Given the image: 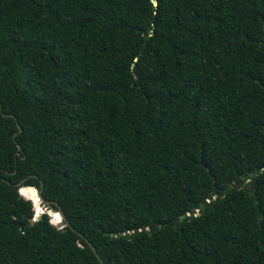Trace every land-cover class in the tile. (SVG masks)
I'll return each instance as SVG.
<instances>
[{
  "label": "trees",
  "instance_id": "1",
  "mask_svg": "<svg viewBox=\"0 0 264 264\" xmlns=\"http://www.w3.org/2000/svg\"><path fill=\"white\" fill-rule=\"evenodd\" d=\"M0 264H264V0H0Z\"/></svg>",
  "mask_w": 264,
  "mask_h": 264
},
{
  "label": "water",
  "instance_id": "2",
  "mask_svg": "<svg viewBox=\"0 0 264 264\" xmlns=\"http://www.w3.org/2000/svg\"><path fill=\"white\" fill-rule=\"evenodd\" d=\"M153 6L156 5V3L154 1H152ZM20 130L18 129V132ZM18 148V147H17ZM23 181H19L16 186H17V192L20 196L23 197L24 200H28L31 201V198L28 195V192L30 190L34 191L35 196L37 198V202H36V207L39 208L40 213H45V215L49 218V222L51 224H53L57 229H61L64 226H66V220L62 214V212L57 210L56 204H52L48 201H44L39 194V191L35 190L33 187L29 186V185H21ZM32 202V201H31ZM207 203V202H205ZM33 205V203H32ZM203 207V204L199 205V209H201ZM57 214L59 217V220L56 222L53 219V215ZM187 217H192V214H186ZM37 217V215H36ZM183 217H179V219H182ZM154 227V225H150L149 227H147L146 230H151ZM85 241V240H84ZM86 242V241H85ZM79 247H84V244L81 243L80 241L77 242ZM87 246L90 248V250L92 251V253L97 257V254L94 250V248L91 246L90 243L86 242ZM98 261L101 263V260L97 257Z\"/></svg>",
  "mask_w": 264,
  "mask_h": 264
},
{
  "label": "built area",
  "instance_id": "3",
  "mask_svg": "<svg viewBox=\"0 0 264 264\" xmlns=\"http://www.w3.org/2000/svg\"><path fill=\"white\" fill-rule=\"evenodd\" d=\"M205 202H208L207 200Z\"/></svg>",
  "mask_w": 264,
  "mask_h": 264
}]
</instances>
